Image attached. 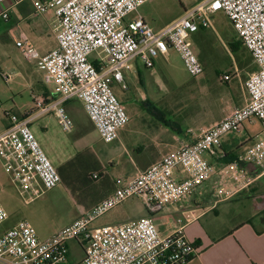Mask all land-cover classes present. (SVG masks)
I'll list each match as a JSON object with an SVG mask.
<instances>
[{
  "label": "built area",
  "instance_id": "obj_1",
  "mask_svg": "<svg viewBox=\"0 0 264 264\" xmlns=\"http://www.w3.org/2000/svg\"><path fill=\"white\" fill-rule=\"evenodd\" d=\"M31 1L38 14L53 11L58 22V45L44 56L26 37L17 41L24 57L35 62L44 82L54 84L60 97L48 105L35 96V107L40 115L52 111L62 130L70 133L74 123L64 103L80 100L105 143L116 141L129 123L114 85L128 89L125 73L132 69L133 60L152 69L160 56L173 50L191 77H201L204 67L189 39L200 29L212 27L218 13L228 18L250 52L257 68L245 83L246 104L201 132L194 143L167 154L133 178L118 180L113 194L48 239H40L28 221L0 234V264H68L72 242L84 252L82 264H186L197 256L198 248L182 229L162 235L152 218L99 228L94 224L131 198L142 200L150 214L187 199L214 175L205 155H215L222 139L243 132L248 121H259L263 136L246 149L241 160L264 172V0H202L158 31L141 17L127 20L150 0ZM0 19L8 21L9 12H0ZM230 80V75L223 77L225 82ZM9 121L0 134V159L20 195L33 200L40 192L56 188L61 175L28 118L9 115ZM179 172L182 179L177 178ZM8 219L9 213L0 204V228Z\"/></svg>",
  "mask_w": 264,
  "mask_h": 264
},
{
  "label": "crops",
  "instance_id": "obj_2",
  "mask_svg": "<svg viewBox=\"0 0 264 264\" xmlns=\"http://www.w3.org/2000/svg\"><path fill=\"white\" fill-rule=\"evenodd\" d=\"M201 1L189 0L187 6L182 3L183 8L189 7L183 14ZM5 11L9 12V20H3L4 25H0L2 76L6 75V69H10L9 65L13 63L4 51V43L7 40L12 38L17 45V41L24 36L37 49L40 56L48 54L58 45L56 39L58 22L53 11L38 14L31 0H3L0 3V12ZM137 13L138 16L131 20L141 17L157 31L166 26L158 25L154 18L146 14L139 11ZM226 19L228 20L227 17ZM13 20L16 24L10 26ZM209 29L217 32L212 25L210 28L200 29L189 39L204 67V73L199 78L192 77V82L184 84L183 87L177 85L169 70L165 69L167 76L162 74L160 63L166 60L169 54L160 56L152 69H147L138 59L133 60L132 69L125 73L127 95L121 101L130 120L119 131L116 141L112 143L102 141L83 103L77 99L82 104L85 120L89 124L87 129L81 132L80 148L91 149L93 143L87 140V137L95 134L109 150L108 153L94 152L92 155V162L96 167L95 172L88 175V180L97 184L93 192L94 199L88 204H82L77 216L67 226L85 216L113 194L118 187V180L133 178L140 171L160 162L167 154L183 145L194 143L201 132L246 104L248 95L245 83L257 67L246 73V79L245 74L240 72L245 70L244 66H239L237 63L231 73L220 72L217 69L209 70L207 64L213 58L215 47ZM34 65L36 67V64ZM225 75H230L231 80L223 81ZM31 95L33 102L34 97L37 96L44 98L48 105L60 100L56 86L55 91L46 89L44 93L43 87L35 89L33 84ZM9 115L5 118L4 128L0 134L10 126ZM18 116L28 118L33 132L52 160V146L58 145V137L53 131L49 132L48 125L53 122L58 124L54 113L50 111L40 115L34 104L31 111ZM73 123L72 132L76 127L75 121ZM256 124L261 125L257 120L246 122L243 132L231 133L222 139L215 155H205L214 167V175L194 189L187 199L169 204L163 210L150 214L142 200L131 198L104 216H110V219L95 226L98 228L118 226L135 219L152 218L162 235L182 229L186 237L195 243L198 254L186 264H264V208H262L264 206L257 200L260 198L259 192L256 193V189H253L264 180V172L241 160V155L246 149L263 136V131L255 136L251 134V129ZM43 139L49 140L50 145H47ZM60 163V167L65 165L64 161ZM183 177L180 172L177 173L178 179ZM247 210L251 214L244 218ZM256 211L263 212L255 214ZM18 222L9 215L0 234L14 227ZM48 238L50 237L45 239Z\"/></svg>",
  "mask_w": 264,
  "mask_h": 264
},
{
  "label": "rangeland",
  "instance_id": "obj_3",
  "mask_svg": "<svg viewBox=\"0 0 264 264\" xmlns=\"http://www.w3.org/2000/svg\"><path fill=\"white\" fill-rule=\"evenodd\" d=\"M188 1L152 0L138 11L154 18L158 25L167 26L178 19L184 10L189 8L182 7V3L187 6ZM138 14L137 12L131 13L127 20L137 17ZM211 22L217 32L213 29L208 30L215 43L213 58L207 64L208 69L231 73L239 64V66H244L243 69L245 70H240V72L245 74L246 79V73L256 67L253 61L249 62L250 52L240 44L238 36L234 33L223 13H219L218 16L212 18ZM13 24H16V21H11L9 25L12 26ZM0 25H4V21L0 22ZM4 45V51L13 61L9 65L10 69H6V75L15 76L9 82L0 73V131L4 128L6 115L24 114L26 111L33 109L34 102L31 95L33 84H35V89L43 87L49 89V91H55L54 84H46L42 81L43 74L35 67V62H30L24 57L12 38L7 40ZM160 67L164 76H167L165 69L170 71L178 86L183 87L184 84L193 80L176 51L171 50L166 60L164 59L160 63ZM170 85L173 86L171 83ZM114 92L120 101H123L124 96L127 95V91H123L117 84L114 85ZM64 107L75 121L74 131L65 133L56 122L48 125L49 132L53 131L58 137V145L52 146L53 157H51V161L57 169L60 168V161L65 162L61 174V183L56 188L40 192V195L33 200L21 196L0 159V204L14 220L30 222L37 235L42 239L55 235L58 230L67 226L77 216L80 206L85 203L88 204L94 199L93 192L97 184L95 181L88 180V175L94 173L96 167L92 162V155L94 152L99 154L108 153L109 150L108 146L98 140V136L95 134L87 137V140L93 143V147L88 150L81 149L79 146L81 132L89 126L85 120L82 104L77 99H72ZM261 131H263L261 125L256 124L252 127L251 134L254 136L259 135ZM43 140L45 141V139ZM45 142L50 145L49 140L46 139ZM253 189H256V193L259 192L260 198L257 200L264 206V180ZM262 212L256 211L255 214ZM248 214L251 213L247 210L244 218H247ZM110 218V216L103 217L96 221L94 226L101 225ZM3 226L5 227V225ZM3 226L0 228V232L3 230ZM83 260V250L76 243H71L68 264H82Z\"/></svg>",
  "mask_w": 264,
  "mask_h": 264
},
{
  "label": "trees",
  "instance_id": "obj_4",
  "mask_svg": "<svg viewBox=\"0 0 264 264\" xmlns=\"http://www.w3.org/2000/svg\"><path fill=\"white\" fill-rule=\"evenodd\" d=\"M240 42H241V41H240ZM240 44L243 45L242 42H241ZM243 46H244V45H243ZM252 61H253V58H252V56H250V61H249V62H252ZM43 91H44V93H46V88H43ZM6 117H7V115H6ZM24 118H26V116H25ZM63 167H64V166H62V167H60V168L58 169V171H59L60 174L63 173Z\"/></svg>",
  "mask_w": 264,
  "mask_h": 264
}]
</instances>
